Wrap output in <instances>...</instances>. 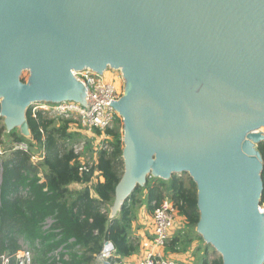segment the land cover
I'll list each match as a JSON object with an SVG mask.
<instances>
[{
    "label": "water",
    "instance_id": "1",
    "mask_svg": "<svg viewBox=\"0 0 264 264\" xmlns=\"http://www.w3.org/2000/svg\"><path fill=\"white\" fill-rule=\"evenodd\" d=\"M107 67L125 83L110 101L124 144L112 215L148 174L187 173L196 231L222 264H263L264 0H0L8 129L29 137L23 111L34 102L85 105L73 71Z\"/></svg>",
    "mask_w": 264,
    "mask_h": 264
},
{
    "label": "trees",
    "instance_id": "2",
    "mask_svg": "<svg viewBox=\"0 0 264 264\" xmlns=\"http://www.w3.org/2000/svg\"><path fill=\"white\" fill-rule=\"evenodd\" d=\"M25 119L29 137L12 130L8 133L11 141L24 142L33 151L43 145L45 156L37 165L30 163L29 154L19 150L8 148L6 155L0 157V255L15 254L22 242L30 247L32 264H92L93 255L108 240L121 257L132 256L137 251V244L130 239L136 210L144 205L152 214L163 200L173 204L185 227L171 237L166 248L178 253L184 252L194 240L202 242L196 232L200 220L197 188L187 173L172 174L166 180L146 177L144 185L136 186L117 214L110 216L115 189L123 174L124 144L119 117L105 130L110 137V151L100 150L97 154L96 168L102 181L97 180L90 188L78 192L67 187L74 182L87 184L91 175L79 176L77 156L69 148L79 135L67 131V121L57 122L40 113L34 119L28 109ZM4 131L0 121V140ZM257 150L262 159L260 202L263 203L264 142L257 145ZM39 172L44 179L41 183ZM25 188L27 197L17 196ZM48 219L51 223L44 228ZM57 250L58 259L53 257ZM200 264H222V260L210 262L202 258Z\"/></svg>",
    "mask_w": 264,
    "mask_h": 264
},
{
    "label": "built area",
    "instance_id": "3",
    "mask_svg": "<svg viewBox=\"0 0 264 264\" xmlns=\"http://www.w3.org/2000/svg\"><path fill=\"white\" fill-rule=\"evenodd\" d=\"M105 70L96 73L89 69L73 72V76L84 87V100L86 104L75 101L61 102H34L28 106L30 115L36 119L40 113L47 119L57 122L67 121V131L76 133L79 139L71 144L74 155L79 162V176L90 175V184L96 183L100 178V172L96 168L97 154L100 150L110 151L108 141L110 137L105 134V130L110 128L115 117H119L110 101L121 98L123 91L115 83L105 81ZM42 134V130L39 129ZM91 146L92 156L82 160L87 148ZM12 151H22L29 154V161L32 165H37L45 156L44 146L38 148L37 152H30L29 147L24 142H13L6 146ZM5 148L0 140V157L4 156L9 149ZM39 182H42V175L39 173ZM71 184L82 185L85 183L74 182ZM69 184V185H71ZM259 213H264V202L258 204ZM177 213L173 204L168 200H163L154 207L151 214V234L140 243V250L136 257H121L115 250L113 244L104 240L100 250L93 255L95 264H189L165 255L166 247L171 239V233L176 226ZM60 250V249H59ZM58 250L53 257L58 259ZM0 264H32L31 251L26 244H21V249L13 255H0Z\"/></svg>",
    "mask_w": 264,
    "mask_h": 264
},
{
    "label": "rangeland",
    "instance_id": "4",
    "mask_svg": "<svg viewBox=\"0 0 264 264\" xmlns=\"http://www.w3.org/2000/svg\"><path fill=\"white\" fill-rule=\"evenodd\" d=\"M29 79V72L28 71H22L19 74V81L22 84H27ZM103 80L105 81H109V82H113L116 84L117 87H119L121 89V91H123L124 89V79H123V75L122 72L119 68H114V67H107L105 69V74L104 77H102ZM28 109V106L26 107V109L23 111V116L25 117V113L26 110ZM120 118V132L123 133V123H122V119ZM0 121H2V124L5 126L4 124V118L1 117ZM12 130H15L17 133L18 132V127L14 126L11 128H7L5 126V131L1 137V141L3 143V145L5 146V148H7V145H10V142L12 140L11 138V134L10 133ZM264 132V131H262ZM8 149V148H7ZM92 156V150H91V146L89 145V147L87 148L86 152L83 155L82 160H85L87 158H90ZM150 175V176H149ZM147 177H154L151 174H148ZM112 214V208H111V212L110 215ZM117 214V211L114 212V215ZM146 207L143 205L141 206L138 210H136V224L135 227L139 226L138 222H144L145 220H143L146 216ZM151 219V218H150ZM51 223V220L48 219L44 225V228L48 227V225ZM138 223V224H137ZM179 230H185V227L183 225V221L182 218L177 216L176 218V226L174 227V230L171 233V236L175 235ZM197 232V231H196ZM192 233H190L191 236ZM197 235L200 236L199 232H197ZM202 238V237H201ZM21 244H23L22 242H20ZM180 248L181 245H178ZM30 249V247H28ZM206 252V253H204ZM165 255H167L168 257H172L174 259H177L179 261H183L189 264H200V261L202 260V258H206L208 261H213V260H217L220 259L221 256L220 254L210 245L208 244L206 241L202 240V242H200L199 240H194L193 242L190 243V245H188L186 247V249L184 250V252H179L178 253H172L170 251V249L166 248V252Z\"/></svg>",
    "mask_w": 264,
    "mask_h": 264
},
{
    "label": "crops",
    "instance_id": "5",
    "mask_svg": "<svg viewBox=\"0 0 264 264\" xmlns=\"http://www.w3.org/2000/svg\"><path fill=\"white\" fill-rule=\"evenodd\" d=\"M37 151H38L37 147H34V151L30 150V152H37ZM4 156H2V157H4ZM39 173L42 175L41 172H39ZM38 174H37V176H38ZM39 180H40V178H39ZM97 180L102 181V178L101 179L98 178ZM43 181H44V179L42 180V182ZM39 183H41V182H39ZM90 185H91L90 182L87 183V184H82V185L81 184L80 185L71 184L67 188L71 192H78V191L82 190L85 187L90 188ZM27 195H28V190L26 188L25 189H20L18 194H17V196L23 197V198L27 197ZM146 213H147V215H146L147 217H145L143 219L145 221L142 222V224H141V222H138L139 224L138 223L137 224L139 226H137V227H135L136 221H134L133 224H132V228H131V232H130V239L133 240L137 244V251L131 257H136V256L139 255V253H141V250H140L141 241L143 239H145V238H149L150 237V234H151V227H150L151 213H149L147 210H146ZM110 216L113 217L114 215L111 214ZM92 264H95L94 260H93Z\"/></svg>",
    "mask_w": 264,
    "mask_h": 264
},
{
    "label": "bare ground",
    "instance_id": "6",
    "mask_svg": "<svg viewBox=\"0 0 264 264\" xmlns=\"http://www.w3.org/2000/svg\"><path fill=\"white\" fill-rule=\"evenodd\" d=\"M74 72V71H73ZM259 131H264V128H260ZM151 170L148 171V173L150 172Z\"/></svg>",
    "mask_w": 264,
    "mask_h": 264
}]
</instances>
